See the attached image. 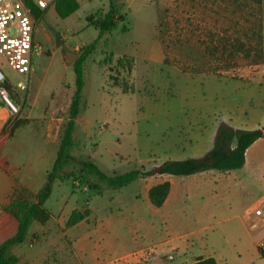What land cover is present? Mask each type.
<instances>
[{
  "label": "rangeland",
  "instance_id": "obj_1",
  "mask_svg": "<svg viewBox=\"0 0 264 264\" xmlns=\"http://www.w3.org/2000/svg\"><path fill=\"white\" fill-rule=\"evenodd\" d=\"M77 1L79 9L67 18L48 13L54 5L39 21L33 18L36 50L29 76H18L5 64L1 68L19 114L23 111L18 119L26 122L0 145V159L39 175L51 170L55 149L48 118L61 99L55 134L60 142L67 120L64 102L75 90L73 63L94 42L83 66V102L74 132L78 146L71 153L104 173L201 157L213 147L223 122L264 130V82L249 80L252 70L241 58L237 67L226 69L207 52L224 39L244 40L258 30L259 14L244 0ZM111 4L124 19L101 35L89 19H99ZM68 52L77 54L72 63ZM124 57L134 58L131 73L117 72L116 61ZM116 78H125L134 91L123 93L114 85ZM78 170L73 165L65 172L82 182L70 176L54 184L45 204L52 217L44 226L35 223L27 240L12 249L17 264H154L158 256L175 259L174 251L163 256L155 248L168 239L190 244L197 253L220 251L227 264H264L257 250L264 235V138L248 149L239 170L156 175L121 189L81 177ZM165 181L172 185L170 197L156 208L147 190ZM14 183L0 170V243L17 230L15 218L3 211L15 199L5 197ZM74 210H88L90 216L68 227Z\"/></svg>",
  "mask_w": 264,
  "mask_h": 264
},
{
  "label": "trees",
  "instance_id": "obj_2",
  "mask_svg": "<svg viewBox=\"0 0 264 264\" xmlns=\"http://www.w3.org/2000/svg\"><path fill=\"white\" fill-rule=\"evenodd\" d=\"M246 4L255 8L259 14L262 23L258 30L252 31L251 35H246V39L229 40L224 39L212 47H207L210 56H215L218 60L225 63L226 69L237 67L236 59L241 58L248 65L256 66L264 64V0H244ZM25 6L30 10L33 18L39 21L45 11L39 10L31 0H23ZM54 8L58 16L67 18L79 9L77 0H56ZM263 18V19H262ZM124 16L117 15L116 8L110 5L108 12L103 13L99 19L90 18L92 26L100 29L101 35L112 31L117 26L119 20ZM96 43H92L83 50V53L73 63L75 72V90L67 111V120L62 128L60 144L57 151V157L52 169L48 172L46 181L42 188L37 192H30L26 189L29 198H16L9 206L3 207V211L11 214L18 222L16 233L0 243V264H17L19 258L12 254L14 247L23 244L29 237L30 230L35 223L42 226L46 225L51 217V212L45 207L46 202L51 197L54 184L58 180H64L68 177L82 179L74 174L69 175L65 169L70 166H78V174L81 177L93 178L98 183L105 184L112 189H121L138 179H146L156 175H174L189 176L207 170L232 171L241 169L246 162L247 150L259 139L264 138L263 129H236L228 123H221L215 133L213 147L201 157L187 158L184 160H167L151 170H132L125 174L108 175L90 160H83L75 157L71 152L77 148L78 143L74 140L76 121L81 113L82 94L85 86L83 66L87 58L94 51ZM111 64L113 59H107ZM117 72L126 71L131 73L135 67V61L132 57L119 58L116 61ZM114 85L122 90L123 93H130L134 88L125 78L114 81ZM11 127L7 126L0 133V144L5 143L14 135L15 130L26 122V120L15 118ZM0 169L8 175H12L18 167L11 165L8 160L0 159ZM171 183L165 181L151 187L148 191V197L151 204L156 208H161L169 197L171 192ZM91 188H98V185L91 184ZM90 216V211L74 210L68 219L67 226L73 227L85 221ZM258 254L264 260V246L258 247ZM191 264H218L215 258L208 257L197 258Z\"/></svg>",
  "mask_w": 264,
  "mask_h": 264
},
{
  "label": "built area",
  "instance_id": "obj_3",
  "mask_svg": "<svg viewBox=\"0 0 264 264\" xmlns=\"http://www.w3.org/2000/svg\"><path fill=\"white\" fill-rule=\"evenodd\" d=\"M31 2L39 10L45 11L55 4L56 0H31ZM35 50L34 19L30 10L23 0H0V108H7L11 117L19 114L20 107L12 99V91L1 68L5 64L18 76H29ZM84 189L88 188L84 187ZM263 246L264 238L260 244V247Z\"/></svg>",
  "mask_w": 264,
  "mask_h": 264
},
{
  "label": "crops",
  "instance_id": "obj_4",
  "mask_svg": "<svg viewBox=\"0 0 264 264\" xmlns=\"http://www.w3.org/2000/svg\"><path fill=\"white\" fill-rule=\"evenodd\" d=\"M49 12L55 13V8H50L48 13ZM36 32H37V30H35V34H36ZM249 68L252 70V74L249 77V80L253 83L262 84L264 82V64H260V65H256V66L249 65ZM71 99H69V101L66 100L64 102L65 112L68 111V108H69L70 103H71ZM60 101H61V99L58 101L57 105L55 106V108L51 112V116L48 118V127H47L48 128V137L50 138V144L55 149L54 157L52 158V167H53L54 162L56 160L57 151H58L59 144H60V142L55 139V134L59 130V125H58L59 119L57 118V115L59 112L58 105H59ZM64 109H62V110H64ZM22 112L18 115L17 118H19V117L22 118V116H21ZM61 121H63V119H61ZM10 122H12V117L10 115L9 110L5 107L0 108V133ZM236 129H239V128H236ZM258 129H260V128H258ZM249 152H248V154H249ZM246 154H247V152H246ZM247 157H248V155H247ZM245 164H246V162H245ZM11 165H14V164H11ZM15 166H17L18 169L12 175H9V176H12L14 178L15 183L6 189V192H5L6 201L7 200L10 201L11 200L10 198L15 197V199H16L18 196L21 197V196L26 194V192H23V190L22 191L16 190L18 188L26 189L30 192H37L38 190H36L37 189L36 185H38L40 183L41 188H42V186L44 185V183L46 181L47 174L49 172V170H47L44 173L39 175L32 168H25V166L21 167L18 165H15ZM171 189H172V187H171ZM148 191H149V189L147 190V193H148ZM169 197L166 200V202H168ZM261 218L263 219V222L261 224V226H262L261 229H262L263 234H264V214ZM17 225H18V222H17ZM253 226H256V224H254ZM263 238H264V235H263ZM260 244H261V242H260ZM260 244H257V248L260 246ZM155 246L154 247L156 248L157 253L159 255L165 256V254H168L171 251H174V253H176V256H175V259H173V260L171 259L169 261H164V260L160 259L158 256V259L157 258L154 259L155 260L154 264H191L199 257H203V258L213 257V258H215V260L217 261L218 264H227L225 261L224 255L220 251H211L208 254H202V252L197 253V252L193 251L192 245L187 244V243H182L181 241L168 239V240L163 241V242H161ZM144 261H146V260H144ZM141 263H142V261H139V260H137L135 262V264H141ZM151 264H153V263H151Z\"/></svg>",
  "mask_w": 264,
  "mask_h": 264
},
{
  "label": "water",
  "instance_id": "obj_5",
  "mask_svg": "<svg viewBox=\"0 0 264 264\" xmlns=\"http://www.w3.org/2000/svg\"><path fill=\"white\" fill-rule=\"evenodd\" d=\"M77 57V54L73 53V52H68L67 55H66V60L69 62V63H72L73 60Z\"/></svg>",
  "mask_w": 264,
  "mask_h": 264
}]
</instances>
